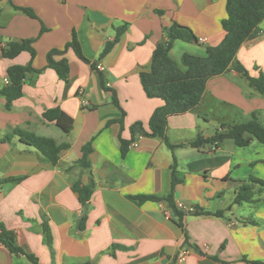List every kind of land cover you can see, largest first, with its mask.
<instances>
[{"label": "crops", "instance_id": "0c3cea01", "mask_svg": "<svg viewBox=\"0 0 264 264\" xmlns=\"http://www.w3.org/2000/svg\"><path fill=\"white\" fill-rule=\"evenodd\" d=\"M13 3L31 9L38 20L0 0V90L10 66L30 62L26 52L12 60L2 58L1 47L7 42L35 40L32 66L40 70L46 65V54L63 50L73 30L84 56L96 62L116 29L127 26L97 64L110 91L102 90L97 73L68 49L54 57L67 60L68 83L45 69L26 75L22 97L10 111L4 109L5 99L0 96V224L15 234L16 245L39 264H219L214 257L225 264H246L244 259L263 262L264 187L258 182L264 183V145L255 140L243 148L231 140L189 145L198 137L213 136L222 125L235 123L237 114L257 113L264 123V98L246 78L230 70L210 79L194 112L168 118L167 141L183 147L171 151L159 138L136 136L125 156L120 152L119 136L129 140L130 128L137 122L147 130L153 112L163 105L160 99L145 96L139 74L149 68L153 50L166 40L164 29L175 23L198 39V43L174 42L170 56L179 67L183 54L204 57L206 47H215L224 38L225 0ZM236 59L252 78L264 71V20L239 48ZM82 105L97 108L90 111ZM55 107L73 119L69 135L42 119L43 111ZM16 129L52 138L57 144L68 143L70 148L52 165L22 143L14 135ZM88 142L92 152L87 173L74 165ZM172 165L182 181L175 187L174 203L186 213L184 230L164 203L133 200L166 196ZM230 180L257 182L251 183L255 203L232 205L237 184ZM76 181L94 183L83 223L82 207L71 189ZM196 207L211 213L231 208L217 218L194 215ZM42 216L50 229L51 248L41 229ZM0 264L32 263L22 255H11L0 244Z\"/></svg>", "mask_w": 264, "mask_h": 264}, {"label": "trees", "instance_id": "16d2710c", "mask_svg": "<svg viewBox=\"0 0 264 264\" xmlns=\"http://www.w3.org/2000/svg\"><path fill=\"white\" fill-rule=\"evenodd\" d=\"M8 4L16 11H21L30 18L37 19L36 14L29 8L19 7L13 3V0H7ZM226 17L222 21L221 26L224 31V38L219 45L215 47H206V55L198 57L191 54H183L180 59L181 67L171 58L170 51L174 42L182 41L185 43H198V39L193 32L178 24H172L164 29L166 40L156 46L152 52L150 66L147 70L140 72L139 79L145 96L149 99H160L163 105L157 108L150 117L146 130L142 123H134L130 128L131 138L129 140L122 139L119 136L121 156H125L129 145L134 141L136 136L147 138H159L171 150L183 147L184 145H171L166 138V128L168 118L188 112H194L202 101L205 92L206 83L219 75L230 70L235 71L248 80L249 86L259 96L264 98V71L259 72L258 76L252 78L244 67L237 61L236 54L239 48L252 36L254 30L264 20V0H225ZM162 14V12H158ZM127 30L124 25L116 29L115 37L112 41L107 42L99 55L98 61L103 59L110 53L115 44L119 41L121 35ZM46 29L42 27L41 33ZM35 40H12L1 47V56L4 59L12 60L23 52L30 55V62L25 66L12 65L6 71L8 84L0 90V96L5 99L4 109L10 111L13 103L22 97V86L27 74L36 72L42 73L45 69H51L55 72L59 80L64 83L69 81V65L66 59L59 61L54 60L55 56L63 55L70 49L74 55L90 69L97 73L102 90L110 91L106 87L105 76L97 69L98 61L90 62L83 54L82 48L78 41L76 32L73 30L69 42L63 50L52 49L46 54V65L40 70H35L32 61L35 58V50L33 43ZM82 109L95 110L97 106L82 105ZM238 116V120L229 125H222L221 130H216L214 135L209 138L198 137L189 143L191 147H199L201 144H219L224 140H231L237 147H246L251 140L264 145V123L259 121L257 113H253L248 117ZM42 119L47 123L54 124L62 133L69 135L73 129V119L63 113L59 108L46 109L42 113ZM115 121L109 122L113 123ZM116 122L122 123L121 119ZM14 135H17L20 141L32 148L38 154L52 165H56L61 152L70 148L68 143L57 144L52 138L36 136L32 133H26L16 129ZM92 152L91 142L86 143L81 148V158L74 166L78 167L82 172H89L91 164L89 155ZM171 186L166 196H136L133 200L138 203L146 201H156L165 204L175 219L177 226L184 230V210H181L174 203V190L176 185L182 181L177 176L175 165H172ZM8 181L17 182L18 179H10ZM237 184L236 195L232 205H241L243 203L254 204L253 188L251 183L255 181L238 180L233 181ZM264 187L263 182H258ZM72 191L76 193L78 201L82 207V223L85 220V213L88 209V203L94 190V183L91 181L88 185H82L76 181L72 187ZM231 208V207H230ZM217 211L214 213L203 211L200 208H193V214L196 216H213L223 218L225 213L230 211ZM41 229L44 232L45 240L49 248L52 246V237L47 221L42 216ZM0 244L4 246L13 256L22 255L32 264H39L38 259L24 252L16 245L15 234L7 230L0 224ZM184 245H188L184 241ZM197 252V250H196ZM199 253V252H198ZM219 264H225L218 258H212ZM246 264H264L263 262H254L243 260ZM90 264V263H81Z\"/></svg>", "mask_w": 264, "mask_h": 264}, {"label": "built area", "instance_id": "2783aa9c", "mask_svg": "<svg viewBox=\"0 0 264 264\" xmlns=\"http://www.w3.org/2000/svg\"><path fill=\"white\" fill-rule=\"evenodd\" d=\"M97 69H98L99 71H102V68H101L100 65H97ZM4 83H5V84H8V79H7V78L4 79ZM133 146H134V144H133ZM177 207H178L179 209H181V210L184 209L183 206L180 205V204H178ZM184 254H185V252H184V253H181V254L179 255V261H181V260L183 259Z\"/></svg>", "mask_w": 264, "mask_h": 264}, {"label": "rangeland", "instance_id": "374dc122", "mask_svg": "<svg viewBox=\"0 0 264 264\" xmlns=\"http://www.w3.org/2000/svg\"><path fill=\"white\" fill-rule=\"evenodd\" d=\"M55 130V132H58L59 133V131H57V129H54Z\"/></svg>", "mask_w": 264, "mask_h": 264}, {"label": "water", "instance_id": "95a60500", "mask_svg": "<svg viewBox=\"0 0 264 264\" xmlns=\"http://www.w3.org/2000/svg\"><path fill=\"white\" fill-rule=\"evenodd\" d=\"M195 43V42H194Z\"/></svg>", "mask_w": 264, "mask_h": 264}]
</instances>
